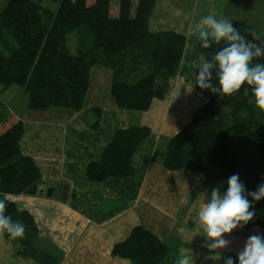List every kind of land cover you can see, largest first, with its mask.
Masks as SVG:
<instances>
[{"label":"trees","instance_id":"16d2710c","mask_svg":"<svg viewBox=\"0 0 264 264\" xmlns=\"http://www.w3.org/2000/svg\"><path fill=\"white\" fill-rule=\"evenodd\" d=\"M117 2V16H112V0H95L91 5L88 0H9L0 12L3 89L24 87L30 111L45 112L56 105L80 111V88L90 83L92 69L100 67L111 72L115 98L130 92L125 107L148 112L155 99H163L156 88L158 76L164 73L170 81L178 75L187 37L171 31L151 32L149 22L156 0ZM231 22L249 40L252 30L261 35L244 21ZM225 43L209 49L199 43L197 49L210 60ZM254 63H264V58ZM213 84H218L215 76ZM209 92L207 101L171 138L166 151L156 152L155 159L171 172L199 173L205 183L218 178L223 193L233 174L239 175L247 191H255L264 184V111L256 106L247 84L232 96ZM6 110L0 97V198L8 193L22 201L29 190L45 184L33 157L22 152L23 121L12 116L2 125ZM88 112L92 115H85L84 121L96 131L102 110L94 107ZM150 135L149 126L117 130L101 158L88 164L87 178L93 183L133 178V157ZM248 199L256 215L242 228L258 229L264 236V199ZM6 203V215L24 223L26 231L22 238L11 239L7 233L2 236L17 241L20 253H25L38 240L39 228L28 208ZM120 248L117 245L114 253ZM168 255V246L157 235L142 225L134 227L129 253L134 264H164ZM230 257L239 264L238 255Z\"/></svg>","mask_w":264,"mask_h":264},{"label":"crops","instance_id":"0c3cea01","mask_svg":"<svg viewBox=\"0 0 264 264\" xmlns=\"http://www.w3.org/2000/svg\"><path fill=\"white\" fill-rule=\"evenodd\" d=\"M230 1L156 0L149 22L151 32L171 31L187 37L183 62L174 79L185 77L207 98L209 90L196 85V65L202 57L197 49L200 41L196 25L202 17L214 15L253 26L238 16V9L230 7ZM174 79L169 81L161 73L156 80L157 90L168 101L165 122L172 106L170 99H174ZM111 83L109 70L94 67L90 83L81 87L77 95L80 111L60 106L45 112L30 111L21 119L25 126L22 152L33 157L46 188L62 184L68 187V194L65 200L23 196L39 228V238L27 252L20 253L17 241L0 235V264H120L116 259L120 255L127 259L126 264H133L129 244L136 225L147 228L168 246L164 264H176L181 248L192 250L196 264H224L227 257L238 255L247 238L260 235V231L237 228L224 237L230 243L227 249L220 250L221 258L207 259L210 253L206 237L191 221L210 198L212 189L220 188L222 194L223 190L218 178L205 183L199 173L171 172L155 159L157 151H166L173 136L162 139V131L160 136L149 126L150 137L133 157V178H112L105 183H93L87 178L88 164L101 158L117 130L145 125L134 121L144 119L146 113L129 111L125 107L129 96L115 98ZM94 107L102 110L96 131L89 129L85 117H78ZM126 241L128 246L122 249ZM117 245H121L118 256L113 254Z\"/></svg>","mask_w":264,"mask_h":264},{"label":"clouds","instance_id":"9594fccd","mask_svg":"<svg viewBox=\"0 0 264 264\" xmlns=\"http://www.w3.org/2000/svg\"><path fill=\"white\" fill-rule=\"evenodd\" d=\"M196 32L204 49L226 42L210 60L203 56L200 58L196 85L219 96H232L247 84L256 106L264 111V63H254L264 58V37L252 30V39L249 40L230 20L214 15L202 17L196 25ZM214 76L217 85L213 84ZM247 92L245 89V94ZM249 196L257 202L264 199V184L255 191H247L239 175L233 174L228 179L226 193L222 194L220 188L212 189L210 198L200 206L197 219L207 240L206 247L210 253L207 259L219 260L220 250L227 249L230 243L224 237L254 219L256 213L250 210L253 205ZM9 197L10 194L4 193L0 198V235L7 233L11 239L22 238L26 225L14 222L11 216L6 215ZM179 252L176 264H196L191 249L181 248ZM238 260L239 264H264V236H249L238 253ZM224 264H235V261L227 257Z\"/></svg>","mask_w":264,"mask_h":264},{"label":"rangeland","instance_id":"374dc122","mask_svg":"<svg viewBox=\"0 0 264 264\" xmlns=\"http://www.w3.org/2000/svg\"><path fill=\"white\" fill-rule=\"evenodd\" d=\"M8 1L9 0H0V12L5 8ZM94 1L95 0H88L89 5L93 4ZM189 2L195 3V0H189ZM230 2V7H235L236 9H238V16L241 18H245L248 23L255 26V28H257L261 35L264 37V0H231ZM111 4V15L117 16V0H112ZM203 4L205 5V2ZM154 26H156L155 23ZM196 67L199 68V64H197ZM3 88L4 87L0 84V97L3 99L4 104L7 107L6 113L8 115L7 119L3 122L2 125H6L9 122L10 117L12 116L16 119L26 118V116L29 114L28 112H30V98L25 88L20 86H11L6 90H4ZM174 89L175 91L172 97L175 100L169 98L170 105L172 106L167 111V120L169 117L168 121L166 120L165 122L164 119L165 107H167L168 101L166 98H163L155 99L151 109L148 112H143L146 113L145 115L147 116L144 115V119L134 121L137 122L135 124H145L139 126H151L152 129L160 136L162 131V139L165 136H170L171 138L172 136H175L180 130H182L190 122L194 110L199 108L207 100V97L183 76L174 82ZM128 94L131 93H126L122 97ZM57 107H60V105L55 106V108ZM86 111L89 110H84L83 113H81L78 117L84 118L87 114L89 116L92 115L91 112L85 113ZM56 131L59 132L60 130L56 129ZM163 146L166 147V145ZM36 156L39 159L41 158L38 156V154ZM124 243L125 246L122 247V249H126V247L128 246L127 241ZM129 245L131 246V241ZM113 254L116 256L119 255V253ZM116 259L120 261V264H126L127 259L122 257V255H120Z\"/></svg>","mask_w":264,"mask_h":264},{"label":"water","instance_id":"95a60500","mask_svg":"<svg viewBox=\"0 0 264 264\" xmlns=\"http://www.w3.org/2000/svg\"><path fill=\"white\" fill-rule=\"evenodd\" d=\"M67 194H68V187L62 184H58L55 188L54 187L46 188V186L44 185L41 187H34L33 189L27 192V195H31V196L39 195V196H47L49 198L56 197L57 199H62V200H65L67 198ZM7 202L17 205H22L25 208H27V205L24 203V201H21L20 199L13 196H10Z\"/></svg>","mask_w":264,"mask_h":264},{"label":"built area","instance_id":"2783aa9c","mask_svg":"<svg viewBox=\"0 0 264 264\" xmlns=\"http://www.w3.org/2000/svg\"><path fill=\"white\" fill-rule=\"evenodd\" d=\"M191 223L195 226V228L196 229H201V228H199V226H198V219H197V215L196 216H194L193 218H192V221H191Z\"/></svg>","mask_w":264,"mask_h":264},{"label":"bare ground","instance_id":"6f19581e","mask_svg":"<svg viewBox=\"0 0 264 264\" xmlns=\"http://www.w3.org/2000/svg\"><path fill=\"white\" fill-rule=\"evenodd\" d=\"M157 80V79H156Z\"/></svg>","mask_w":264,"mask_h":264}]
</instances>
